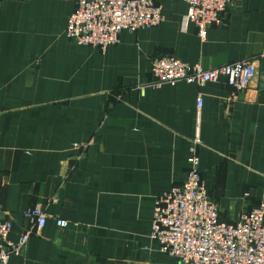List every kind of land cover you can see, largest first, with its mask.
Masks as SVG:
<instances>
[{
    "label": "crops",
    "instance_id": "crops-1",
    "mask_svg": "<svg viewBox=\"0 0 264 264\" xmlns=\"http://www.w3.org/2000/svg\"><path fill=\"white\" fill-rule=\"evenodd\" d=\"M156 2L163 23L123 31L101 51L66 38L74 0H0L8 239L30 230L28 210L46 215L7 264H177L149 238L153 207L184 182L196 135L200 176L220 221L264 203V0L233 1L203 41L194 25L183 29L185 3ZM164 56L204 70L255 60L257 72L241 93L224 80L147 87L152 59ZM76 145L85 147L79 159Z\"/></svg>",
    "mask_w": 264,
    "mask_h": 264
},
{
    "label": "built area",
    "instance_id": "built-area-1",
    "mask_svg": "<svg viewBox=\"0 0 264 264\" xmlns=\"http://www.w3.org/2000/svg\"><path fill=\"white\" fill-rule=\"evenodd\" d=\"M185 3L187 11L182 19L183 29L192 24L203 41L210 26L223 23L229 5L235 0H172ZM75 8L67 19L65 36L80 46L104 51L117 43L123 31L134 33L151 29L164 21L156 0H74ZM259 57H264V48ZM153 82L147 87L175 85L183 82L202 86L224 80L235 93L245 91L256 76L255 60L236 61L204 70L188 65L174 57L152 59ZM143 91L144 87L139 88ZM232 93V99L235 93ZM119 98V97H118ZM202 101L198 97L199 113ZM198 135L189 148L184 182L162 193L154 202L149 238L159 245V251L173 258L177 264H264V203L240 215L234 223L219 219L216 204L211 200L199 171V157L195 146ZM85 147L77 159L83 156ZM244 196H247L245 194ZM31 228L17 241L8 239L12 224L2 218L0 204V264H7L13 255L24 252L31 232L38 234L46 222L41 209L24 213ZM58 227L67 222L56 220Z\"/></svg>",
    "mask_w": 264,
    "mask_h": 264
}]
</instances>
